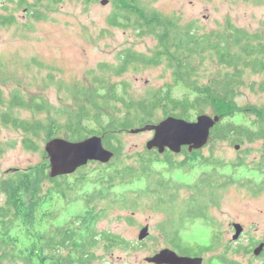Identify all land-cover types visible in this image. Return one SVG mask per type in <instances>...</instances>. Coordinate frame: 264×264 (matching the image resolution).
<instances>
[{"label": "trees", "instance_id": "16d2710c", "mask_svg": "<svg viewBox=\"0 0 264 264\" xmlns=\"http://www.w3.org/2000/svg\"><path fill=\"white\" fill-rule=\"evenodd\" d=\"M144 7L140 0H113L107 23L151 35L156 45L150 53L124 48L110 71L121 75L132 66H164L170 80L163 86L133 99L128 82L93 75L90 85L65 86L76 101L72 108L51 104L41 95L27 96L18 87L8 93L0 87V124L21 133L24 149L47 158L40 141L55 137L77 141L96 134L114 153L106 163L89 161L71 174L51 177L46 162L15 169L0 179V262L90 264L99 242L128 246L118 235L100 231L98 221L114 206L134 211L144 197H151L165 213L155 226L159 232L192 233L204 225L217 229L209 211L220 190L234 183L247 186L253 194L264 188V100L251 104L238 100L245 86L264 95V32L250 33L229 19L225 35L200 32L193 22L180 23L172 15ZM32 13L41 18L40 11ZM14 22L13 15L0 14V24ZM208 56L218 61L221 74L202 73ZM98 68L110 67L105 63ZM251 75L259 79L247 81ZM21 109L31 116H19ZM210 112L219 121L201 149L124 152V132L152 126L170 115L194 120ZM219 142L238 146V157L228 161L214 155V144ZM252 152L259 155L251 158ZM93 164H97L93 171H85ZM242 169L249 172L236 178ZM185 176L188 181L180 179ZM182 191L188 194L181 197ZM59 201L62 207H55ZM76 202L82 209L71 213L69 208ZM165 241L174 245L190 239Z\"/></svg>", "mask_w": 264, "mask_h": 264}, {"label": "rangeland", "instance_id": "374dc122", "mask_svg": "<svg viewBox=\"0 0 264 264\" xmlns=\"http://www.w3.org/2000/svg\"><path fill=\"white\" fill-rule=\"evenodd\" d=\"M23 4L20 5V2ZM0 0V14L13 15L15 22L0 24V87L8 93L18 87L27 96L41 95L51 104L75 107L76 101L64 88L66 85L82 83L90 85L93 75L106 76L112 81H126L133 99L142 97L149 89L163 86L170 80V72L164 66L130 67L121 75L111 74V66L118 63V54L124 48H133L138 52L150 53L156 45L151 35L140 36L132 28L110 25L107 20L113 9V0ZM146 9H156L166 15L178 18L180 23L193 22L200 32L214 31L225 35L226 21L229 19L236 27L264 32V0H140ZM40 11L41 18H34L32 12ZM110 68L100 70V64ZM223 72L218 61L208 56L202 68L205 75ZM91 72V74H89ZM259 79V76L247 78V81ZM180 95V89L176 90ZM240 103L250 104L264 100L245 86L241 89ZM21 117H30L31 113L21 109ZM208 114L215 115L210 112ZM153 136L150 130L124 132V152L133 154L146 148ZM21 133L0 124V179L18 168L42 165L49 159L40 152L24 149L19 140ZM13 141H16L15 144ZM10 143V144H9ZM46 141H40L44 148ZM258 148L259 144H252ZM214 155L224 160L234 161L238 157L235 148L224 142L214 144ZM246 146L244 145V148ZM209 154V149L204 151ZM252 152L251 158L258 156ZM131 161V160H130ZM85 171H93L94 166ZM50 171V167L48 168ZM242 169L236 178L247 175ZM177 175V174H176ZM176 178V176H175ZM188 181V177H180ZM239 179V178H238ZM188 192L182 191L181 197ZM3 199L0 197V202ZM63 201L55 203L60 207ZM81 202L71 204L69 211L82 209ZM104 205V203H103ZM62 207V206H61ZM210 214L217 222L219 231H227L233 221L252 225L256 235L264 230V188L253 194L247 186L234 183L219 191ZM165 213L152 204L151 197L139 201L134 211L112 207L98 221L97 228L109 231L123 238L128 246H109L99 242L94 247L95 257L90 264H139L143 253L137 245L138 235L143 226L148 225L151 238L159 231L155 226L165 219ZM211 230L207 226H198L192 230L191 240L204 243ZM190 238V237H189ZM0 264H26L3 259Z\"/></svg>", "mask_w": 264, "mask_h": 264}, {"label": "water", "instance_id": "95a60500", "mask_svg": "<svg viewBox=\"0 0 264 264\" xmlns=\"http://www.w3.org/2000/svg\"><path fill=\"white\" fill-rule=\"evenodd\" d=\"M107 1L102 0L101 3L105 4ZM218 121V115L208 113H201L194 120H186L170 115L162 118L152 126L133 129L131 132L144 131V129L150 130L153 132V136L146 143L147 149L156 148L160 153L164 152L165 149H169L174 153H179L184 146L189 151L206 146L211 129ZM235 148H238V146ZM44 150L48 155L51 177L71 174L89 161L106 163L114 155L113 151L106 148L101 137L96 134L77 141L55 137L46 141ZM233 224L236 231L234 237L236 238L241 232V225L239 223ZM148 233V225L143 226L138 239L146 238ZM149 260L157 264H201L200 258L177 256L175 252L169 249L161 250Z\"/></svg>", "mask_w": 264, "mask_h": 264}, {"label": "flooded vegetation", "instance_id": "af4514ba", "mask_svg": "<svg viewBox=\"0 0 264 264\" xmlns=\"http://www.w3.org/2000/svg\"><path fill=\"white\" fill-rule=\"evenodd\" d=\"M233 223L241 225L236 238ZM255 229L257 227L247 223L233 221L227 231L210 230L204 243L191 240L190 233L158 232L154 234L155 238L150 237L153 233H148L146 238L136 243L144 254L139 264H157L149 258L164 249L175 252L177 256L200 258L201 264H264V230L256 235ZM167 237H190V241L174 242V246L165 241Z\"/></svg>", "mask_w": 264, "mask_h": 264}]
</instances>
